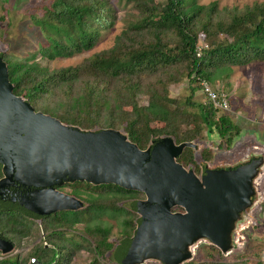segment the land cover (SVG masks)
I'll return each instance as SVG.
<instances>
[{
  "label": "trees",
  "instance_id": "trees-1",
  "mask_svg": "<svg viewBox=\"0 0 264 264\" xmlns=\"http://www.w3.org/2000/svg\"><path fill=\"white\" fill-rule=\"evenodd\" d=\"M46 1L29 18L43 41L36 43V52L47 61L91 50L101 32L110 30L116 20L109 0ZM124 1L131 3L135 13L127 15L115 44L80 64L49 71L32 62L34 54L21 63L3 58L12 93L27 100L34 111L65 125L121 129L140 150L160 136L171 137L175 144L196 143L202 130L208 137L214 134L219 147L231 148L240 135L239 125L227 115L218 116L204 97L201 102L191 99L201 82L226 95L214 85L224 82L232 68L264 62V0L241 9L219 8L215 1L205 5L198 0ZM201 42L205 47L196 57ZM184 82L187 96L180 100L169 86ZM141 95L146 105L137 104ZM153 122L160 126L152 128ZM193 153L184 148L176 163L196 169ZM66 186L75 202L68 209H42L36 215L0 212V234L16 248L37 231V225L46 232L44 241L26 256L0 253V264H68L79 249L90 255L88 264H120L116 254L121 244H129L135 217L118 202L138 193L111 184ZM103 214L122 217V236L115 246L108 241V228L90 226ZM81 222L87 238L73 232Z\"/></svg>",
  "mask_w": 264,
  "mask_h": 264
},
{
  "label": "water",
  "instance_id": "water-1",
  "mask_svg": "<svg viewBox=\"0 0 264 264\" xmlns=\"http://www.w3.org/2000/svg\"><path fill=\"white\" fill-rule=\"evenodd\" d=\"M184 148L199 149L160 136L140 150L118 130L81 129L34 111L12 93L0 53V212L71 207L74 200L56 188L111 184L145 196L130 205L139 219L116 254L120 264H184L200 242L223 256L241 250L238 232H249L264 200V149L251 145L229 161H199L196 176L176 163ZM13 248L0 234V253Z\"/></svg>",
  "mask_w": 264,
  "mask_h": 264
},
{
  "label": "rangeland",
  "instance_id": "rangeland-1",
  "mask_svg": "<svg viewBox=\"0 0 264 264\" xmlns=\"http://www.w3.org/2000/svg\"><path fill=\"white\" fill-rule=\"evenodd\" d=\"M109 0L114 7L116 13V20L110 30H104L101 32L100 37L97 39L95 45L91 50L82 52L77 55H73L69 58H58L52 61L42 59L37 54V42H41L42 38L36 27H34L30 21L29 16L36 14V10L40 5L46 3V0H9L8 3L0 0V53H2V59L10 60L13 62L21 63L25 59H30V55L34 54L32 62H35L38 66L45 68L49 71L73 67L80 64L84 59L91 57L94 54H98L103 51H107L115 44L116 37L123 31L125 19L127 15L135 13L131 7V3H127L124 0ZM215 1L218 7H235L241 9V7L249 6L254 2H261L262 0H198V4H207ZM38 11V10H37ZM202 46V42L200 43ZM4 61V60H3ZM5 62V61H4ZM227 83V87L224 85ZM214 89L225 90L228 95L229 109L224 113H217V115H227L235 124L240 127V135L233 139L231 146L238 144L237 152H234L233 158L242 153L246 148L251 145H256L259 148L264 149V62H255L248 64L242 68H232L228 78L223 82L219 81L214 85ZM169 91L172 94H176V97L183 100L187 96V86L185 82L182 85H170ZM224 91V92H225ZM138 105H146L147 100L145 96L137 97ZM192 101H203V95L196 91L191 99ZM123 110L129 111V107H123ZM193 111V109H189ZM150 126L159 127L160 123L153 122ZM123 133L121 129H115ZM124 134V133H123ZM125 135V134H124ZM220 140L215 138V135L206 137L205 130H202L195 145L199 149L194 150L193 159L194 163L204 161L202 158L204 155L209 157V153L206 152V147H218ZM229 146V147H231ZM215 155L214 159L212 154L210 161H204L212 163L216 161H229L231 156L226 152L225 145H223ZM226 149V150H225ZM203 151V155L200 153ZM214 151V150H213ZM221 151V152H220ZM223 152V153H222ZM215 153V151H214ZM223 155V156H222ZM230 158L227 160V158ZM214 157V155H213ZM197 166V164H196ZM199 168L194 169L195 171ZM69 188L62 189V192L68 194ZM138 199L141 196L138 195ZM136 199H126L125 201L118 202L120 207L128 210V204ZM260 209V213H259ZM257 213L254 214V223L250 225L249 232L242 230L238 235L244 236V243L241 250L232 252L227 256H223L217 249L200 242L194 248L192 259L184 264H199L202 263H217V264H263L259 258L260 251L264 248L261 222L264 215V200L259 205ZM131 212V211H130ZM133 217L135 214L131 212ZM121 219L119 215H100L97 221L92 219V225H99V227H106L109 229L108 241L117 245L120 240L121 234ZM96 221V222H95ZM256 223L259 225L257 226ZM37 231L32 232V235L21 240L17 248L14 246L13 250L5 257H14L16 255L26 256L31 248L44 241L46 232H44L42 225H37ZM73 232L75 234H81L86 237V226L81 222L74 225ZM87 238V237H86ZM213 248V249H212ZM219 254V255H218ZM90 255L83 249L77 250L68 264H88ZM144 264H156L155 262H146Z\"/></svg>",
  "mask_w": 264,
  "mask_h": 264
},
{
  "label": "built area",
  "instance_id": "built-area-1",
  "mask_svg": "<svg viewBox=\"0 0 264 264\" xmlns=\"http://www.w3.org/2000/svg\"><path fill=\"white\" fill-rule=\"evenodd\" d=\"M201 44H197L195 48L196 57H199L201 51ZM202 47H205L204 45ZM200 90L199 92L203 95L205 100L210 104L211 108L216 111V113H224L228 111V97L223 92H216L209 88V86L205 82H201L199 84ZM260 213V209H259ZM264 214L262 213V216ZM259 224L262 226V230L264 231V217L262 221H259ZM263 244H264V236H263ZM261 262L264 264V248L260 251L259 256Z\"/></svg>",
  "mask_w": 264,
  "mask_h": 264
},
{
  "label": "flooded vegetation",
  "instance_id": "flooded-vegetation-1",
  "mask_svg": "<svg viewBox=\"0 0 264 264\" xmlns=\"http://www.w3.org/2000/svg\"><path fill=\"white\" fill-rule=\"evenodd\" d=\"M206 137H207V135H206ZM238 144H240L241 142H237ZM236 143V145L235 146H232L231 148H229V149H225L226 150V152L231 156V158H233V153L234 152H237L236 150L238 149V147H236V146H238V144ZM177 145V144H176ZM222 147V146H221ZM221 147H215V148H212V147H206V152H208V153H210V155H211V153H212V158L214 159L215 157H217L215 154L219 151V150H221V151H223L222 149L223 148H221ZM215 151V153H214V151ZM220 151V152H221ZM182 153V152H181ZM219 153V152H218ZM223 153V152H222ZM213 155H214V157H213ZM223 156V155H222ZM230 156L227 158V160L230 158ZM211 159L210 158H207V160H204V161H207V162H209ZM182 166V165H181ZM183 168H188V167H190V166H187V167H184V166H182ZM193 172H194V174L196 175V176H198V174H199V171H198V169L195 171L194 169H193ZM71 184V183H70ZM66 185H68V184H63V185H61V186H59L58 188H56V190L58 191V192H60V193H62V194H64L65 196H68L69 197V195L68 194H66V193H64V192H62V189H64V188H69V187H67ZM136 192V191H135ZM68 193L69 194H71V190H69L68 191ZM136 193H138V194H136V197L138 196V195H140L141 196V199H138L137 200V198L136 197H133V198H131V199H136V200H133V201H131L130 202V204H128V210H129V212L131 211L132 213H134L135 214V220L133 221L134 222V224H136V222L138 221V219H139V216L135 213V212H133L132 211V209H131V207H130V205H131V203L132 202H135V201H139V202H142V201H144L145 200V196L142 194V193H140V192H136ZM62 208H64V207H59V208H57V209H62ZM65 208H67V207H65ZM43 209H45V210H49V209H55V208H48V207H43ZM68 209V208H67ZM57 211V210H56ZM55 211V212H56ZM170 212L171 213H183V210L180 208V207H172L171 209H170ZM36 214V213H35ZM244 237V236H243ZM245 239V238H244Z\"/></svg>",
  "mask_w": 264,
  "mask_h": 264
},
{
  "label": "clouds",
  "instance_id": "clouds-1",
  "mask_svg": "<svg viewBox=\"0 0 264 264\" xmlns=\"http://www.w3.org/2000/svg\"><path fill=\"white\" fill-rule=\"evenodd\" d=\"M258 224V223H257ZM259 225V224H258Z\"/></svg>",
  "mask_w": 264,
  "mask_h": 264
}]
</instances>
